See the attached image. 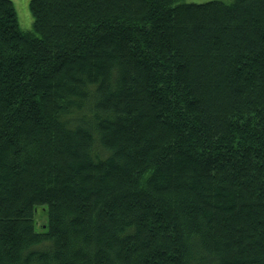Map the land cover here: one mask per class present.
<instances>
[{
    "label": "trees",
    "instance_id": "trees-1",
    "mask_svg": "<svg viewBox=\"0 0 264 264\" xmlns=\"http://www.w3.org/2000/svg\"><path fill=\"white\" fill-rule=\"evenodd\" d=\"M29 11L0 0V264H264V0Z\"/></svg>",
    "mask_w": 264,
    "mask_h": 264
},
{
    "label": "rangeland",
    "instance_id": "rangeland-1",
    "mask_svg": "<svg viewBox=\"0 0 264 264\" xmlns=\"http://www.w3.org/2000/svg\"><path fill=\"white\" fill-rule=\"evenodd\" d=\"M17 12L19 26L22 29H32V16L29 11L30 0H11ZM36 229L42 230L46 223V212L41 206L35 212Z\"/></svg>",
    "mask_w": 264,
    "mask_h": 264
}]
</instances>
